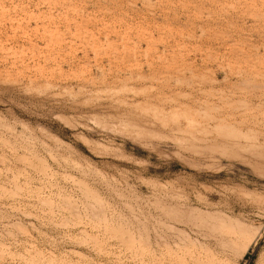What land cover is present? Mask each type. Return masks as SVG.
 Wrapping results in <instances>:
<instances>
[{
  "label": "rangeland",
  "instance_id": "rangeland-1",
  "mask_svg": "<svg viewBox=\"0 0 264 264\" xmlns=\"http://www.w3.org/2000/svg\"><path fill=\"white\" fill-rule=\"evenodd\" d=\"M0 264H264V0H0Z\"/></svg>",
  "mask_w": 264,
  "mask_h": 264
},
{
  "label": "bare ground",
  "instance_id": "bare-ground-1",
  "mask_svg": "<svg viewBox=\"0 0 264 264\" xmlns=\"http://www.w3.org/2000/svg\"><path fill=\"white\" fill-rule=\"evenodd\" d=\"M129 236H130V235H129ZM245 240H246V239H245ZM243 245H244V244H243ZM243 245H242V246H243ZM245 246H246V245H245ZM132 248H133V247H132ZM241 249H242V247H241ZM243 249H244V248H243ZM128 250H129V249H128Z\"/></svg>",
  "mask_w": 264,
  "mask_h": 264
}]
</instances>
